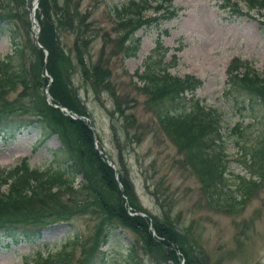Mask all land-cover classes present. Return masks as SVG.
Segmentation results:
<instances>
[{
  "label": "rangeland",
  "instance_id": "374dc122",
  "mask_svg": "<svg viewBox=\"0 0 264 264\" xmlns=\"http://www.w3.org/2000/svg\"><path fill=\"white\" fill-rule=\"evenodd\" d=\"M33 1L0 0V20L8 12L13 15L10 23L17 26L19 38L16 41L23 50L22 57L18 58L16 53H12L9 34L5 31V35H0V59L12 54L11 64L14 68L23 64L29 66L34 58L29 48L30 44L33 45V26L29 21ZM68 1L70 6L77 9L78 18L74 20L87 27L92 40L87 48L91 62H99L109 70L105 87L99 86L97 90L85 85L77 65L68 78L86 114L90 115L88 121L93 124L98 141L94 149L102 145V156L105 152L107 158L109 156L121 169L131 188L134 206L137 205L152 217L161 221L165 218L173 224L186 238L193 255L203 258L205 264H264V168L261 170L253 165L257 182L238 211L230 213L209 207L196 175L184 162L183 154L160 130L154 108L147 107L145 99L148 94L140 89L142 83L134 74L136 68L141 72L142 60L151 53L160 37V49L152 58H159V54L164 61H169L174 53L175 65L168 72L177 77L188 74L198 78L201 84L193 93L194 98L205 108L212 109L219 118L218 129L227 164L225 177L230 182H237L236 176L247 178L243 160L250 162L251 151L260 149L264 142V107L253 106L251 112L235 110L232 100L239 102L247 96L231 93L230 90L226 92V85L229 84L226 79L227 67L228 62L238 59L237 63L243 65L237 69V73H243L249 65L256 73L264 71V27L259 25H264V11L257 6L246 10L243 0H231L244 14L238 17L234 11L222 10L221 0H171L173 16L169 21L159 20L158 27L139 29L134 34V38H140L139 51L126 57L117 49L119 32L116 26L119 19H116L114 9H119L129 0ZM62 2L57 0V5ZM34 11V14L38 13L37 5ZM150 13L148 10L142 16ZM36 23L38 26V21ZM11 24L8 28H11ZM163 31L166 32L165 36ZM73 38V33L59 29V47L75 62ZM152 61L155 62V59ZM38 74L50 81L46 71H39ZM21 88V85H16L13 92L7 95V100L15 106L28 103L26 98L17 97ZM46 94L49 96L44 90L42 95ZM165 107L170 109L169 105ZM61 112L72 119L84 121L81 115ZM38 135V129L26 128L12 140L0 139V168L7 169L26 159L30 167L46 169L52 159L50 150L58 148L59 139L51 135L41 144L38 143ZM105 159L102 161L111 168L113 181L120 196L124 197L116 166L112 168ZM91 167L96 169L94 177L98 181L99 191L107 188L112 194L110 187L102 186L103 183L108 184V178L99 177L97 168ZM79 181L77 176L72 184L74 189ZM64 196L65 193L61 200H64ZM123 199L127 214L137 215L138 212L128 206V199ZM147 221V232L154 237L153 221L150 218ZM97 222L98 216L76 214L69 222L46 226L41 231V237L32 242L8 243L0 236V264H23L25 260L30 262L37 253L42 256L53 253L75 233L77 241H74L73 247L69 245L66 249L72 253L69 264H125L123 255L132 243L137 250L139 264H175L173 260L161 258V251L146 240L143 230V242H137L140 231L130 227H109L106 242L94 251L92 246L98 243L94 237ZM175 253L177 257L180 256L178 251ZM177 264H183V259H177Z\"/></svg>",
  "mask_w": 264,
  "mask_h": 264
},
{
  "label": "trees",
  "instance_id": "16d2710c",
  "mask_svg": "<svg viewBox=\"0 0 264 264\" xmlns=\"http://www.w3.org/2000/svg\"><path fill=\"white\" fill-rule=\"evenodd\" d=\"M221 2L222 10L229 9L238 17L244 16L235 2ZM242 3H245L246 10L257 6L264 11V0H243ZM148 10L151 13L142 16ZM37 11V43L41 48L37 49L30 44L34 58L29 66L23 64L14 68L11 64L12 54L0 59V139L12 140L21 130L34 128L39 131L38 143L42 144L49 136L56 135L59 146L50 150L52 159L46 169L30 167L26 159H21L7 169L0 168V236L8 243L32 242L41 237V231L46 226L69 222L76 214H89L98 216L94 235L98 243L92 246L94 251L106 242L109 227H130L141 232L137 233L140 237L137 242H143L145 233L147 239H144L161 251L162 259L173 260L175 264L179 258L183 259V264H205L203 258L193 255L186 238L173 224L165 218L161 221L152 217L137 205L134 206L131 188L122 176L121 169L108 156L116 166L124 197L120 196L111 168L102 161L105 159V152L103 156L98 153L102 145L97 150L94 149V141H98L89 128L93 127L91 121L72 119L59 110V106L64 107L88 120L90 115L86 114L78 93L71 86L68 78L70 72L77 65L85 85L97 90L99 86L105 87L109 70L99 62H91L87 48L92 40L87 27L74 20L78 18L77 9L70 6L68 0H63L59 6L57 0H39ZM173 14L171 0H129L119 9H114V15L119 19L116 26L119 32L117 49L126 57L133 56L139 51L140 43V38H134V34L141 28L158 27L159 20L169 21ZM12 17L9 12L2 17L0 35H5V31L9 34L12 53L21 58L23 50L16 41L19 33L17 26L10 23ZM10 24L11 28H8ZM259 25L264 27L261 23ZM59 29L74 34L72 51L75 62L59 47ZM162 34L165 36L166 32L163 31ZM159 38L151 53L142 60L141 72L139 68L134 71L138 81L142 83L140 89L148 94L145 103L152 110L154 108L160 130L177 146L178 152L183 154L184 162H187L196 175L209 207L236 212L242 208L257 182L253 165L261 170L264 168V142L262 141L260 149L251 151L250 162L244 159L243 154L247 178L243 175L236 176L237 182H230L225 177L227 164L218 129L219 118L212 109L205 108L194 98L193 93L200 85L198 78L188 74L177 77L168 72L175 65L174 53L169 61H164L159 54V58H152L160 49ZM237 60L228 63L226 79L229 84L226 85V92L230 90L231 93H243L247 97L239 102L232 100L233 107L244 112L253 111V106L264 107V71L256 73L248 63L249 66L244 68L243 73H237V69L243 65L237 63ZM39 71H46L50 81L47 77L41 78ZM16 85L22 87L17 97L26 98L28 103L25 106H15L7 100L8 93L13 92ZM44 90L50 96V104H47L42 95ZM165 105H169L170 109ZM92 165L100 173L99 177L108 178V184L103 183L102 186L110 187L112 194L107 188L99 191L98 181L94 177L97 172ZM77 176L80 181L74 189L72 184ZM63 193L64 200H61ZM125 197L128 199V206L138 212L137 215L127 214L123 199ZM148 218L153 221L154 237L147 232ZM77 238L75 233L74 237L65 239L53 253L48 252L43 256L37 253L30 262L25 260L23 264H69L72 253L66 249L69 245L73 247ZM136 251L132 243L123 255L125 264H139ZM176 251L180 256H176Z\"/></svg>",
  "mask_w": 264,
  "mask_h": 264
},
{
  "label": "water",
  "instance_id": "95a60500",
  "mask_svg": "<svg viewBox=\"0 0 264 264\" xmlns=\"http://www.w3.org/2000/svg\"><path fill=\"white\" fill-rule=\"evenodd\" d=\"M37 1H38V0H35V1L33 2L32 9L35 8ZM31 23L33 24L34 28H35L36 31H37V30H38V26H37L36 22H34L33 20H31ZM36 38H37V35H35V37H34V42H33V43H34V45H35L36 48H40V46H39L38 43L36 42ZM46 100H47V103L49 104V103H50V100H49V96H48L47 94H46ZM60 110H62V111H64V112H67V111H65V109H63L62 107H60ZM110 166H111V165H110ZM112 168H113V166H112Z\"/></svg>",
  "mask_w": 264,
  "mask_h": 264
}]
</instances>
